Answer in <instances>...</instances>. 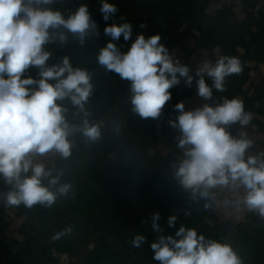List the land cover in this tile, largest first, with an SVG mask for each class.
Wrapping results in <instances>:
<instances>
[{
  "label": "crops",
  "instance_id": "obj_1",
  "mask_svg": "<svg viewBox=\"0 0 264 264\" xmlns=\"http://www.w3.org/2000/svg\"><path fill=\"white\" fill-rule=\"evenodd\" d=\"M214 1L108 0L118 9L108 21L100 12L101 0H53L40 6L59 10L67 18L84 4L97 23L99 37H85L83 44L66 29H50L64 32L67 41L61 44L54 38L44 49L52 53L48 66L67 56L74 68L92 75L87 116L68 99L58 103L68 108L70 124L79 126L87 119L99 124L101 135L95 141L80 132L69 137L70 161L60 159L52 175L73 188L51 207L8 206L11 185L0 177V264H160L153 259L151 244L161 235L175 236L181 226L195 229L206 241L230 244L243 264H264V222L252 216L246 226L232 227L212 199L194 198L175 176L185 158L178 147L181 133L169 123L179 115L175 109L179 102L187 111L205 103L214 106L224 98L242 99L253 117L246 129L248 138L259 153L264 152V0H245L248 9H226L208 18L204 9ZM124 22L132 24V37L114 41L121 52H127L138 34L145 38L158 34L173 60L188 66L193 76L191 87L181 78L169 89L171 99L158 118L134 113L131 82L97 61L99 50L111 39L104 34L105 26ZM221 56L238 57L243 71L226 77V90L213 88L206 101L198 95L195 73L203 62L215 64ZM39 71L30 66L24 76L38 80ZM205 80L211 87L212 81L206 76ZM238 125L226 126L231 135ZM48 179H43L46 186ZM206 203L210 207L205 208ZM154 213L160 214V232L151 227ZM173 215L177 220L169 227L168 217ZM68 227L71 232L64 231ZM138 234L145 242L133 247L131 241Z\"/></svg>",
  "mask_w": 264,
  "mask_h": 264
},
{
  "label": "clouds",
  "instance_id": "obj_2",
  "mask_svg": "<svg viewBox=\"0 0 264 264\" xmlns=\"http://www.w3.org/2000/svg\"><path fill=\"white\" fill-rule=\"evenodd\" d=\"M52 3L53 0H0V177L11 185L6 194L8 206L51 207L58 196H67L72 184H59L60 176H53L34 158L55 152L66 159L72 154L69 137L73 133L80 132L92 141L101 135L99 124L87 119L79 126L70 124L65 116L68 108L58 103L68 99L87 116L85 104L93 91L92 75L74 68L67 56L61 63L48 66L52 53L44 49L54 38L61 44L67 41L64 32L50 29H66L83 44L85 37H99L97 23L84 4L67 18L59 10L40 7ZM117 11L115 4L101 0L104 21ZM104 34L111 39L99 50L97 61L107 71L131 82V110L141 118H158L171 99L169 89L179 85L181 78L191 87L189 67L173 60L160 43V35L145 38L138 34L127 52H121L114 41L121 36L130 40L132 24L112 23L105 26ZM30 66L40 70V79L24 76ZM242 71L238 57L221 56L215 64L203 62L195 73L199 77V97L207 101L213 96V88L225 91V78ZM205 76L212 81L211 87ZM175 109L179 115L169 123L179 129L178 147L184 149L185 158L175 172L180 184L190 189L194 198L199 195L205 199H214L211 190L218 187L243 188L245 194L234 202L237 209L243 205L264 217V152L245 158L253 142L246 132L234 137L226 127L238 123L244 128L251 123L252 113L245 111L243 100L224 98L214 106L205 103L187 111L184 102H179ZM44 178H49L48 186L43 183ZM58 184L52 191L50 186ZM208 207L206 203L205 208ZM159 220L160 214L154 213L151 227L155 232L161 231ZM176 220L175 215L168 217L169 227H174ZM64 231L71 232V227ZM145 239L138 234L131 243L140 247ZM151 249L153 259L160 264H243L230 244L206 241L195 229L184 226L175 236H159Z\"/></svg>",
  "mask_w": 264,
  "mask_h": 264
},
{
  "label": "built area",
  "instance_id": "obj_3",
  "mask_svg": "<svg viewBox=\"0 0 264 264\" xmlns=\"http://www.w3.org/2000/svg\"><path fill=\"white\" fill-rule=\"evenodd\" d=\"M241 8L248 9L245 0H217L206 5L204 13L206 17H211L215 14L223 12L226 9ZM247 127L242 128L238 125L234 131V137H238L240 132H246ZM248 138V134H247ZM249 139V138H248ZM259 152L252 146L245 153V158L248 156H255ZM70 157L62 158L58 153L51 152L44 156H38L34 158L35 163H43L46 169H50L52 172L57 168L58 161L64 159L70 161ZM31 173H29L30 175ZM214 193V199H212L214 208L221 214L224 222L231 224L232 227L239 225L246 226L252 216H256L259 221L264 222V217H261L257 213L250 212L243 205L240 206L239 210L235 206V200L238 197H242L244 189H236L232 186L218 187L211 190Z\"/></svg>",
  "mask_w": 264,
  "mask_h": 264
}]
</instances>
